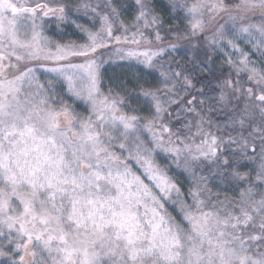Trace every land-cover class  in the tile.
I'll return each instance as SVG.
<instances>
[{"label": "snow or ice", "instance_id": "snow-or-ice-1", "mask_svg": "<svg viewBox=\"0 0 264 264\" xmlns=\"http://www.w3.org/2000/svg\"><path fill=\"white\" fill-rule=\"evenodd\" d=\"M0 264H264V0H0Z\"/></svg>", "mask_w": 264, "mask_h": 264}, {"label": "rangeland", "instance_id": "rangeland-1", "mask_svg": "<svg viewBox=\"0 0 264 264\" xmlns=\"http://www.w3.org/2000/svg\"><path fill=\"white\" fill-rule=\"evenodd\" d=\"M78 22L81 23H87V20L85 18H81ZM51 23V22H50ZM49 36H54L57 39H60L58 35H56V28L55 25L53 24L51 30L47 33ZM64 39L72 38L76 39L77 37L73 34V29L71 27H66L65 28V34H64ZM107 71L105 73V81L107 82V78L109 76H112L115 72V74H118L120 72V69L116 67L115 65L108 66L106 65Z\"/></svg>", "mask_w": 264, "mask_h": 264}]
</instances>
